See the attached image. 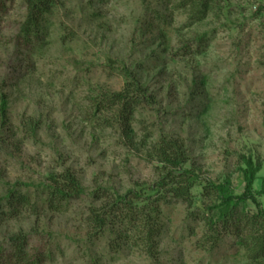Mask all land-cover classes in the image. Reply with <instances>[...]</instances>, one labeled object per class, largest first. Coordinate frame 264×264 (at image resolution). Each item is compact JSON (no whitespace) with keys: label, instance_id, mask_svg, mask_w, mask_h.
Here are the masks:
<instances>
[{"label":"rangeland","instance_id":"obj_1","mask_svg":"<svg viewBox=\"0 0 264 264\" xmlns=\"http://www.w3.org/2000/svg\"><path fill=\"white\" fill-rule=\"evenodd\" d=\"M56 2L26 32L24 0H0V96L8 103L0 114V264H24L10 241L17 234L27 236L35 264H250L216 209L221 234L208 241L202 217L213 215L214 201L203 187L229 180L242 193L243 157L260 163L254 190L263 185L264 0H218L201 19L180 0ZM126 71L154 97L132 120L133 141L114 112L96 106L126 87ZM163 136L183 145L185 167L199 174L194 203L161 201L155 258L128 244L115 251L117 229L96 232L89 208L106 201L104 190L110 198L150 193L159 166L149 154ZM66 170L86 194L55 208L43 183ZM14 184L31 205L10 214L4 198ZM256 198L264 208V195Z\"/></svg>","mask_w":264,"mask_h":264},{"label":"trees","instance_id":"obj_2","mask_svg":"<svg viewBox=\"0 0 264 264\" xmlns=\"http://www.w3.org/2000/svg\"><path fill=\"white\" fill-rule=\"evenodd\" d=\"M217 1L180 0V5L187 7L191 14L201 19L211 12L212 6ZM24 2L28 9L26 32H29V29L34 30L40 20L57 3L56 0H24ZM263 10L264 6H260L259 12ZM126 77L129 80L123 90L107 92L103 99L104 102L100 100L96 106L98 111L114 112L117 121H121L123 124V134L133 141L131 137L132 120L135 118L138 108L144 104L151 105L154 102V97L144 91L140 82L130 72L126 71ZM7 107L6 95L2 94L0 96V114L3 118L7 116ZM30 129L35 134L39 125L37 123L31 125ZM150 152L149 157L155 159L159 166L156 168L158 178L150 186L151 192L142 194L136 189H129L125 193L111 191L110 198L104 190L99 197L106 196V201L100 207H90L89 217L91 225L98 233L117 229L116 240L118 242L115 247L113 246L115 251H119L120 245L128 244L140 248L149 257L155 258L158 254L159 238L162 232L159 220L162 213L161 201L165 200L166 195H170L172 198L188 203L191 207L194 203L192 190L199 182L200 177L196 170L185 167L188 162L187 152L178 140L168 136L160 137ZM243 162L246 167L242 169L245 181L242 193L236 194L229 180L223 182L208 180L203 187V192L205 196L211 197L214 201L212 205H209L208 210L212 213L215 209L220 212L223 230L234 231L238 238L237 244L245 250L250 264H264V208L256 198V194L264 195V180L261 190L255 191L253 187L261 165L251 157H243ZM51 181L50 185L44 183L43 185L47 188L44 191H49L48 198L55 208H57L55 204H61L63 201L86 194L79 178L70 170L51 178ZM4 201L10 214L12 212L21 213L23 209L31 205V198L20 192L16 184L8 190ZM249 201L257 206L256 212L247 209ZM213 217L214 213L209 216L204 214L202 217L208 226L206 236L209 242L218 241L221 234ZM10 241L14 245L16 252L14 256L17 257L18 262L35 264L25 250L26 243H28L26 235H14Z\"/></svg>","mask_w":264,"mask_h":264}]
</instances>
